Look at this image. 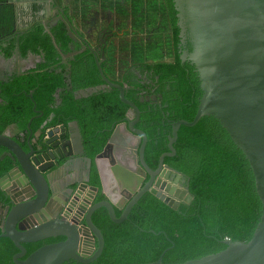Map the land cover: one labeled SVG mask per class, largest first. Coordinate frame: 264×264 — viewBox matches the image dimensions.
<instances>
[{
    "label": "water",
    "instance_id": "1",
    "mask_svg": "<svg viewBox=\"0 0 264 264\" xmlns=\"http://www.w3.org/2000/svg\"><path fill=\"white\" fill-rule=\"evenodd\" d=\"M48 1L45 18L40 22L46 32L63 23L71 38L81 44L80 51L93 55L103 81L101 86L81 91V95L88 97L114 88L129 109L125 122L113 128L111 138L93 161L85 153L76 121V143L64 125L44 127L38 135L34 134L33 118L27 124L26 149L15 139L19 134L15 125L0 133V146L6 148L1 159L9 156L16 162L0 178V236L10 239L18 249L14 264L93 263L105 246L103 234L93 222L98 209H106L113 222L121 223L146 193L175 210L181 203H190L193 196L188 185L178 183L187 178L166 165L164 159L176 155L174 144L180 127H193L204 116L215 117L249 161L262 202V215L248 242L226 238L224 250L182 264H264V0H175L180 24L185 23L192 44V52L183 55L182 60L194 65L203 94L194 120L174 123L168 151L160 156L156 169L145 161L148 138L136 127L141 112L126 99L128 86L114 83L102 69L107 59L106 39L98 37L92 43L60 4ZM76 53L64 54L62 62L67 63ZM15 54L21 55L19 45ZM39 59L42 62L43 56ZM25 72L19 71L15 76ZM10 79L13 76L4 78ZM28 96L33 99V92ZM34 111L42 116L35 104ZM75 161L85 164V176L61 179V171L75 165ZM93 165L98 185L91 184ZM100 195L103 199L97 201ZM116 210L122 211L119 217ZM84 211V225L80 227L79 218ZM52 238L63 240L44 245L26 257L25 244ZM92 239L96 249L87 254L85 248ZM165 252L148 264H163Z\"/></svg>",
    "mask_w": 264,
    "mask_h": 264
},
{
    "label": "trees",
    "instance_id": "2",
    "mask_svg": "<svg viewBox=\"0 0 264 264\" xmlns=\"http://www.w3.org/2000/svg\"><path fill=\"white\" fill-rule=\"evenodd\" d=\"M167 4L172 23V62L142 64L136 68L141 77L133 74L131 68L115 76L106 68L108 59L102 63L111 81L128 86L125 97L141 112L136 127L147 135L145 161L152 169L157 168L160 156L168 151L174 123L193 121L203 94L194 65L182 60L184 49L175 0H167ZM13 17L12 12L0 8V22L5 26L10 28ZM17 43L22 58L32 53L43 56V61L23 75L0 81V133L16 125L19 134L15 139L26 149L27 124L32 118L34 134L42 127H68L76 121L85 153L93 161L111 138L113 128L125 122L129 106L120 100L119 91L114 88L88 97L81 95V91L101 86L103 81L93 55L80 51L81 44L71 38L63 23L52 26L51 33L37 24L19 38L1 42L0 54L12 58ZM187 45L191 52L189 41ZM74 51L77 53L73 59L63 63V55ZM151 83L157 86L155 93L162 96V107L141 98L140 92ZM31 92L33 99L28 96ZM34 104L42 116L36 114ZM174 148L176 155L166 157L164 163L187 178L184 184L193 196L191 202L181 203L175 210L146 193L121 223L113 222L106 209H98L93 222L102 232L105 246L99 259L90 264L154 263L171 246L163 256V264H182L224 250L226 238L241 242L252 239L261 219L262 202L249 161L219 121L204 116L193 127L181 126ZM5 151L0 146V178L16 165L9 156L1 159ZM91 184H99L94 165ZM102 199L100 195L97 201ZM121 214V210H116L117 217ZM62 240L52 238L25 244L26 257L44 245ZM16 253L13 242L0 236V264H14Z\"/></svg>",
    "mask_w": 264,
    "mask_h": 264
},
{
    "label": "crops",
    "instance_id": "3",
    "mask_svg": "<svg viewBox=\"0 0 264 264\" xmlns=\"http://www.w3.org/2000/svg\"><path fill=\"white\" fill-rule=\"evenodd\" d=\"M54 1L63 7L81 33L92 43H96L98 37L106 39V68L115 76L122 75L123 70L128 68L138 75L136 68L142 64L172 62L174 58L172 23L167 0ZM47 3L48 0H0V8L14 14L10 28L0 22V41L19 38L35 25L41 24L45 18L44 8ZM13 29H17L19 35L13 36ZM6 37L9 38L5 39ZM39 57L42 56L31 53L26 58L20 55L8 59L0 54V77H4L9 70H31L40 63ZM69 130L72 142L76 143L77 132L73 123ZM85 174V164L75 161V165L72 164L61 171L60 177L66 180Z\"/></svg>",
    "mask_w": 264,
    "mask_h": 264
},
{
    "label": "flooded vegetation",
    "instance_id": "4",
    "mask_svg": "<svg viewBox=\"0 0 264 264\" xmlns=\"http://www.w3.org/2000/svg\"><path fill=\"white\" fill-rule=\"evenodd\" d=\"M178 26L180 27V37H181V44H182V47H183V52H182V58H183V55H185L186 53H187V55L188 54H190V52H189V47H188V45H187V42L189 41V43L191 44V36H190V33H189V30H188V28L186 27V25H185V23H184V26H182L181 24H180V21H178ZM182 28V29H181ZM12 33H13V36H17V35H19V32H18V30L17 29H13L12 30ZM9 37H6L5 39H8ZM18 38V37H17ZM10 40V39H9ZM8 40V41H9ZM1 42H7V41H0V43ZM191 46H192V44H191ZM15 52H16V48H15ZM192 52V51H191ZM17 57V55L16 54H14V56H13V58H16ZM186 61H188V60H186ZM29 70H27L26 69V72H28ZM19 71H16V72H14V71H12V70H9L8 71V73H6V75L4 76V77H0V81H4V82H7V81H5L4 80V78H11L12 76H13V78L14 77H16L15 76V74L16 73H18ZM25 72V73H26ZM24 73V74H25ZM23 75V74H22ZM138 76H139V74H138ZM139 77H141V76H139ZM144 79H145V77H143ZM10 80H12V79H10ZM9 81V80H8ZM143 81V80H142ZM152 85H149L148 87H147V89H144L143 91H141L140 92V95H141V98L142 99H145V100H147V101H150L152 104H154V105H156V106H159V107H162V96L160 95V94H156L155 92H156V90H157V86L154 84V83H151ZM152 96H155L156 97V99L153 101L152 100ZM130 119H131V117H130ZM73 122H71L70 124H69V126L68 127H65V128H70V125L72 124ZM61 125H63V124H60L59 126H61ZM13 125H11V126H9L8 128H11ZM16 126V125H15ZM17 127V126H16ZM42 128H44V127H42ZM178 183H181L183 186L185 185L184 183H185V180L184 179H179V181H178ZM2 213V212H1Z\"/></svg>",
    "mask_w": 264,
    "mask_h": 264
},
{
    "label": "built area",
    "instance_id": "5",
    "mask_svg": "<svg viewBox=\"0 0 264 264\" xmlns=\"http://www.w3.org/2000/svg\"><path fill=\"white\" fill-rule=\"evenodd\" d=\"M90 206V204L89 205H87V208ZM84 216H85V211L83 212V214L81 215V217L79 218V226L81 227V226H83L84 225ZM91 242H92V244H91ZM91 242L89 243V245L87 246V249L85 248V252L87 253V254H92L93 253V251L95 250V246H94V239H92L91 240ZM87 250V251H86ZM89 256V255H88Z\"/></svg>",
    "mask_w": 264,
    "mask_h": 264
},
{
    "label": "clouds",
    "instance_id": "6",
    "mask_svg": "<svg viewBox=\"0 0 264 264\" xmlns=\"http://www.w3.org/2000/svg\"><path fill=\"white\" fill-rule=\"evenodd\" d=\"M96 249V248H95Z\"/></svg>",
    "mask_w": 264,
    "mask_h": 264
},
{
    "label": "rangeland",
    "instance_id": "7",
    "mask_svg": "<svg viewBox=\"0 0 264 264\" xmlns=\"http://www.w3.org/2000/svg\"><path fill=\"white\" fill-rule=\"evenodd\" d=\"M181 184V183H180Z\"/></svg>",
    "mask_w": 264,
    "mask_h": 264
}]
</instances>
